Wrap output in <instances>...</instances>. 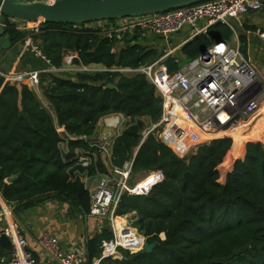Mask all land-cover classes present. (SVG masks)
Listing matches in <instances>:
<instances>
[{
    "label": "trees",
    "instance_id": "obj_1",
    "mask_svg": "<svg viewBox=\"0 0 264 264\" xmlns=\"http://www.w3.org/2000/svg\"><path fill=\"white\" fill-rule=\"evenodd\" d=\"M261 12L264 16V0ZM92 24H41L33 38L57 69L69 52L77 53L76 66L105 69H136L163 55L160 49L139 44L138 32L126 33L119 42ZM3 25L2 35L12 47L22 45L30 34L5 17ZM232 36L225 26L210 27L168 58L169 71L196 60L216 40L230 41ZM109 84L116 89H108ZM41 89L49 109L26 80L12 83L0 76V194L10 206L27 209L61 200L89 215L90 194L80 177L108 175L133 161L134 174L159 172L162 179L145 194L122 197L116 212L122 217L115 224L118 239L126 246L137 244L134 230L130 242L123 234L124 217L133 215L132 227L146 244L157 245L151 253L120 249L121 259L105 258L99 264H264V137L244 142L240 134L234 140H212L180 157L157 132L143 139L146 121L161 120L162 99L141 74L48 73L41 76ZM114 116L128 121L114 141L111 160L98 154L83 167L75 150H89L93 144L82 138L98 136L101 122ZM117 123V118L107 121L108 126ZM57 126L74 138L67 143L66 155ZM12 177L17 179L8 183ZM152 178L140 185L152 183ZM113 239L106 227L89 240L87 264L100 260L102 243ZM8 255L2 249L1 256Z\"/></svg>",
    "mask_w": 264,
    "mask_h": 264
},
{
    "label": "built area",
    "instance_id": "obj_2",
    "mask_svg": "<svg viewBox=\"0 0 264 264\" xmlns=\"http://www.w3.org/2000/svg\"><path fill=\"white\" fill-rule=\"evenodd\" d=\"M262 8L263 0H211L167 13L102 22V25L97 23L90 26L102 27L109 39L114 37L119 42L123 41L126 33L142 31L162 38L165 45L163 55L155 62L136 69L119 67L105 69L102 66L101 70H91L93 66H76L73 63L78 58L75 52H69V55L65 57L64 69H62L63 66L54 68L51 61L43 54L40 44L33 38L39 33L41 24L15 20L12 22L18 30L30 33L25 38L23 46L35 59L44 64L43 68L27 73L23 80H26L27 86L36 93L47 109L49 106L40 93L43 74L96 71L111 72L126 77L141 74L153 86L156 95L162 99L161 120L156 124L150 122L146 124L142 133L143 139L157 132L165 144L170 146L177 155L183 157L194 151L198 145L209 141L226 137L234 140L232 135L264 110V75L242 54L238 32L232 23L233 20L240 21L251 12H260ZM3 18L0 14V21ZM202 21L207 22L206 28L202 30L203 35L207 34L210 27L219 24L231 30L236 44L233 45L230 41L224 40L215 41L203 52V56L200 55L196 60L183 64L177 71L170 72L166 62L176 52V48L171 45V37L180 33L186 26L195 30ZM256 35L264 41V30L258 29ZM71 53H74L76 57L70 56ZM178 61L176 60V63H179ZM57 132L63 140L62 143L74 140L62 127L57 126ZM120 133L113 135L105 131L95 137L98 138L97 142H90L86 137L82 138L93 145L89 150L79 149L75 159L83 167L89 166L93 159L96 161L98 154L111 160L113 144ZM133 177V161L126 162L121 168H113L108 175H101L92 189H88L84 182V178L92 177H81L83 178L81 181L90 194L89 216L106 221L114 235L112 241L102 243L101 259L95 260L93 264H99L105 258L121 259L120 249L132 254L144 250L145 239L136 231L134 232L138 239L136 245L126 246L119 242L115 224L122 217H118L116 212L125 194H145L162 177L159 172H150L144 181L154 177V182L144 190L138 188L141 182L130 189L129 185ZM0 217L7 222L2 234L7 237L11 245L9 255L2 257L0 264H36L33 255L27 251L26 237L13 218L12 206L3 199L1 194ZM132 230L134 229L131 225L124 227L123 234L129 238L127 240L129 242L132 240L130 238ZM38 247L50 260L43 264H87L86 256L64 250L60 242L50 234H44L38 240Z\"/></svg>",
    "mask_w": 264,
    "mask_h": 264
},
{
    "label": "crops",
    "instance_id": "obj_3",
    "mask_svg": "<svg viewBox=\"0 0 264 264\" xmlns=\"http://www.w3.org/2000/svg\"><path fill=\"white\" fill-rule=\"evenodd\" d=\"M3 23L4 18L0 21V76H2L6 82L20 83L27 73L41 69L44 64L33 58V56L24 48L23 44L12 47L8 37L2 35L4 27ZM232 23L238 32L240 49L241 47L245 48V52L241 50L242 54L245 58L252 61L264 75V41L257 38L256 35L258 29L264 30V16L262 15V12H251L240 21L233 20ZM206 24L207 22L205 21L200 22L195 30L186 26L180 33L172 36L171 45L176 48L174 55L180 53L182 47L189 43L193 38L203 35L204 33H202V30L206 28ZM138 35L139 44L157 49L164 46V40L150 32L142 31L138 32ZM230 42L233 45L236 44L233 36L231 37ZM67 55H69V53L64 55L62 69L65 68V57ZM76 55L74 53L70 54V56L74 58ZM40 93L45 100L42 89ZM111 118H117L118 123L114 126H108L107 121ZM121 119L123 118L110 117L105 119L99 127L98 136L105 131L112 134L107 129H104V127L109 128L112 131L117 130L121 124ZM64 137L66 136L64 135ZM79 149L82 148H77L75 150V157L76 152ZM61 151L65 155L68 153L67 143L64 142L61 144ZM100 156H102V154H100ZM100 178L101 175L88 179L84 178L86 187L88 189L94 188L96 182ZM81 179L83 180V178ZM153 182L154 180H152V183ZM152 183L144 184L145 186L141 184V187L146 188ZM141 187L139 189H142ZM12 208L14 210L13 218L19 224L21 232L28 242L27 251L33 255L36 264H43L44 262L50 261L47 255L38 247V240L44 234H50L55 237L64 250L74 251L87 256L89 240L96 235L101 234L106 227L108 228L106 221L76 212L71 209L68 203L61 200L47 201L42 204L31 206L27 209L18 206H12ZM127 225L133 226V223L127 222ZM6 226L7 222L0 217V236ZM161 238L165 239L164 235H162ZM2 249L4 250V248L0 246V259L5 257L1 256ZM5 251L10 253V250L5 249Z\"/></svg>",
    "mask_w": 264,
    "mask_h": 264
},
{
    "label": "water",
    "instance_id": "obj_4",
    "mask_svg": "<svg viewBox=\"0 0 264 264\" xmlns=\"http://www.w3.org/2000/svg\"><path fill=\"white\" fill-rule=\"evenodd\" d=\"M208 1L211 0H0V14L10 20L26 23L87 25L157 15ZM203 55L204 53L201 54ZM107 88L116 89L112 84ZM97 140L98 138L89 139L90 142ZM15 180L16 177H12L7 182L12 183ZM156 245L146 244L144 249L151 253ZM0 246L6 250L11 249L10 241L4 234L0 236ZM86 257L88 262V252Z\"/></svg>",
    "mask_w": 264,
    "mask_h": 264
},
{
    "label": "rangeland",
    "instance_id": "obj_5",
    "mask_svg": "<svg viewBox=\"0 0 264 264\" xmlns=\"http://www.w3.org/2000/svg\"><path fill=\"white\" fill-rule=\"evenodd\" d=\"M100 25H102V23H100ZM162 48H160V51L162 52L163 49L165 48V45L164 46H161ZM93 69L91 70H101L102 67H97V66H93L92 67ZM67 73V72H65ZM69 73H74V72H69ZM68 73V74H69ZM264 116V110H262L260 113H258L255 118L253 120H251V122H249L248 124H245L243 125L239 131L235 132L233 135H232V138L233 139H236V136L238 135H243L244 138L243 141L244 142H249V141H260L258 140L257 138H261V140H263V137H264V121L261 120V118H263ZM114 117H117V116H114ZM119 117V116H118ZM123 119H121V126L117 129V130H111L109 128H106L104 127V129H107L108 131H110L113 135L114 134H117L119 132H121L123 130V127L125 125V123L128 121V119L122 117ZM149 121H146V123H148ZM102 125V122L101 124ZM120 130V131H119ZM102 131V130H101ZM119 131V132H118ZM253 132V133H252ZM235 136V138H234ZM242 136V137H243ZM241 138V137H240ZM246 140V141H245ZM240 148V146H239ZM239 148L237 150H235L236 152L239 150ZM229 167L226 166L225 167V170H227ZM150 175V172H140V173H136L134 174V177H133V181L130 183L129 187L130 189H132L134 187V185H136V183L138 184L139 182H142L144 180H146L148 178V176ZM144 185V184H143ZM142 185H139L138 188H140ZM145 186V185H144ZM142 188V187H141ZM128 223H133L134 222V216L133 215H129V216H126L124 217ZM133 228V227H132ZM134 231L137 232V234L139 235L140 233L138 232L137 229L133 228Z\"/></svg>",
    "mask_w": 264,
    "mask_h": 264
}]
</instances>
